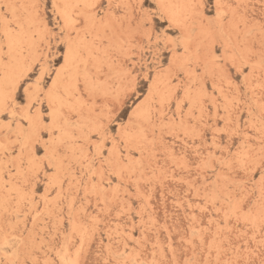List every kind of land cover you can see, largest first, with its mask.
Here are the masks:
<instances>
[{"label": "snow or ice", "instance_id": "obj_1", "mask_svg": "<svg viewBox=\"0 0 264 264\" xmlns=\"http://www.w3.org/2000/svg\"><path fill=\"white\" fill-rule=\"evenodd\" d=\"M0 264H264V0H0Z\"/></svg>", "mask_w": 264, "mask_h": 264}]
</instances>
